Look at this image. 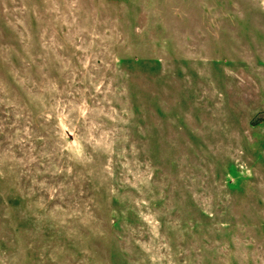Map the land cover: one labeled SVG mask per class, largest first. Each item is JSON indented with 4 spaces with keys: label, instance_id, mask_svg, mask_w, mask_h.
<instances>
[{
    "label": "rangeland",
    "instance_id": "1",
    "mask_svg": "<svg viewBox=\"0 0 264 264\" xmlns=\"http://www.w3.org/2000/svg\"><path fill=\"white\" fill-rule=\"evenodd\" d=\"M0 264H264V0H0Z\"/></svg>",
    "mask_w": 264,
    "mask_h": 264
}]
</instances>
